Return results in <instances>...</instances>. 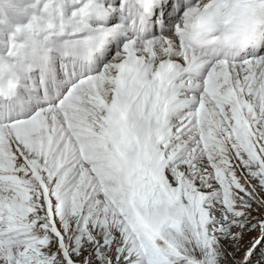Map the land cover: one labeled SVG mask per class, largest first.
<instances>
[{"label":"snow or ice","instance_id":"snow-or-ice-1","mask_svg":"<svg viewBox=\"0 0 264 264\" xmlns=\"http://www.w3.org/2000/svg\"><path fill=\"white\" fill-rule=\"evenodd\" d=\"M0 264H264V0H0Z\"/></svg>","mask_w":264,"mask_h":264}]
</instances>
